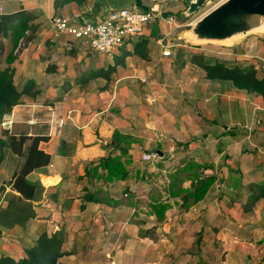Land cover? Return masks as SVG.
<instances>
[{
    "label": "crops",
    "instance_id": "crops-1",
    "mask_svg": "<svg viewBox=\"0 0 264 264\" xmlns=\"http://www.w3.org/2000/svg\"><path fill=\"white\" fill-rule=\"evenodd\" d=\"M183 2L186 0H0V18L17 14L20 19L27 18L26 29L15 46L10 37L0 35L3 58L0 69L8 67L4 58L11 52V61L14 60L11 74L16 89L27 91L21 97L23 102L10 111L12 126L0 129V209L5 208L4 197L19 195L13 191L11 181L22 167L31 141L37 139L38 150L50 156L47 166L26 177L43 186L39 200L32 202L36 207L35 216L11 228L0 227V259L25 258V251L41 233L49 235L61 229L66 232L67 221L75 216L80 220L98 219L103 226L109 224L112 235L119 224L128 226L121 231L126 232V241L140 245L133 252L125 247L123 252L134 255L133 261L126 264H264V196L260 195L264 192L257 193L259 199L241 196L219 201L210 197L213 194L210 186L205 197L190 206L185 204V199H173L170 192L158 201L160 206L152 209L151 200L146 198L148 210H138L141 206L138 201L142 200L137 195L139 181L135 182L130 175V157L123 159L125 152L120 145L110 144L114 131H119L116 110L111 109L117 95L113 84L105 80V67H91L89 54L73 53L71 50L77 45L56 36L48 22L55 16L72 14L94 22L111 10L123 7L160 11L163 19L147 25L139 37L149 45L153 42L162 47L168 35L166 28L172 30L173 26L166 19L175 17L178 26L175 15ZM170 45L177 44H167L165 48ZM61 120L63 125L59 126L57 123ZM11 138L16 141L26 138L20 154L16 146L13 149L9 146ZM127 151L129 155L132 153L130 149ZM108 156L121 158L128 172L126 179L111 180L95 167L100 159ZM230 189L235 190L233 186ZM94 192L106 195L99 198ZM250 204L252 210L243 208ZM159 207L164 208L162 213L157 212V209L161 211ZM121 212L144 216L147 228L140 229L130 221L133 218L130 216L123 223L126 220L118 217ZM121 232L114 233L118 237ZM253 237L259 242L252 240V248L245 240ZM185 238L193 248L187 252L180 251L182 246H178L175 252L173 241L176 244ZM70 252L68 257H73L74 250ZM177 255L173 261L172 257Z\"/></svg>",
    "mask_w": 264,
    "mask_h": 264
},
{
    "label": "rangeland",
    "instance_id": "rangeland-1",
    "mask_svg": "<svg viewBox=\"0 0 264 264\" xmlns=\"http://www.w3.org/2000/svg\"><path fill=\"white\" fill-rule=\"evenodd\" d=\"M190 1L183 2L175 15L178 26L173 25L172 30L166 28L168 35L162 47L177 44L168 58L162 57L164 48L151 41L149 45L141 37L116 49L110 58L89 53L79 46L71 50L89 54L91 67L103 65L105 80L114 86L117 100L111 109L116 110L119 129L114 132L120 136L117 143L126 149L122 158L130 157L132 179L139 181L140 212L148 210L145 201L150 199L153 209L170 192L173 199H185V204L190 206L197 202L196 190L208 177L214 178L210 197L219 201L241 196L259 199L257 193L264 192V89L257 90L243 81L208 79L200 67L219 64L239 74L252 73L254 80H264V34H250L230 45L196 43L189 35L192 25L222 0H209L196 13L186 16ZM1 59L0 56V63ZM13 61L10 58L9 70ZM127 149L132 150L130 155ZM147 153H157L158 157L144 162L142 156ZM96 185L100 187V183ZM232 186L235 190L230 189ZM95 195L103 198L106 193ZM144 195L147 197L143 198ZM243 208L252 210V205ZM128 216L133 217L130 221L140 229L147 228L144 216L138 213L136 217L130 212L118 214L126 220L123 223ZM74 217L67 221L66 232L61 229L65 238L62 250L68 255L59 258L56 264L133 261L134 255L123 251L126 247L133 252L140 244L126 241L127 234L121 231L127 225L125 228V224H119L114 232L122 234L117 237L108 229L109 224L103 226L98 219ZM252 240L259 242L254 237L245 241L253 248ZM174 241L175 252L178 246L183 247L180 251L187 252L193 248L188 238L176 244ZM73 250L75 255L68 257Z\"/></svg>",
    "mask_w": 264,
    "mask_h": 264
},
{
    "label": "trees",
    "instance_id": "trees-1",
    "mask_svg": "<svg viewBox=\"0 0 264 264\" xmlns=\"http://www.w3.org/2000/svg\"><path fill=\"white\" fill-rule=\"evenodd\" d=\"M190 3V2H189ZM188 3V5H189ZM19 15H8L0 18V35L8 38L10 37L13 46L16 45L17 39L23 34L26 29L27 18L20 19ZM156 33V30H155ZM11 53V52H10ZM10 53L5 56V62L10 61ZM207 75L208 79L227 80V81H243L246 84H252L257 90L264 89V80H254L252 73L239 74L238 72L228 70L222 65H205L200 66ZM27 93L26 90L18 91L15 86V81L11 70L8 68L0 69V119L4 113H9L14 106L19 103L20 98ZM119 134L114 132L113 144L118 142ZM26 138H20L17 141L13 138L9 139V146L13 149L15 146L20 150ZM38 140L33 139L25 161L18 172L13 174L11 186L13 191L19 195L9 194L3 198L4 209H0V227L11 228L17 224H23L28 219L33 218L34 205L32 202H37L43 192V186L39 181H29L26 177L34 170L47 166L50 161V156L37 148ZM120 149L125 152L126 149ZM96 168L103 171L104 176L111 180H124L128 176L120 157L108 156L100 159L96 164ZM214 178H207L203 181L202 186L197 192V200L207 192ZM175 195V194H173ZM160 206V205H159ZM158 213H162L164 208L159 207ZM65 242L63 231L59 230L51 234L43 232L35 240L34 245L25 251V258L15 262L9 257L0 259V264H56L57 260L62 256L68 255L62 250V245Z\"/></svg>",
    "mask_w": 264,
    "mask_h": 264
},
{
    "label": "built area",
    "instance_id": "built-area-1",
    "mask_svg": "<svg viewBox=\"0 0 264 264\" xmlns=\"http://www.w3.org/2000/svg\"><path fill=\"white\" fill-rule=\"evenodd\" d=\"M161 19L163 16L160 11H141L123 7L111 10L94 22L86 21L79 14L55 16L48 22L56 36L76 44L89 53L111 56L126 41L142 36L147 25ZM166 22L169 25H175V17L169 16ZM173 47L174 45H170L165 48L162 56H171ZM13 122V114L8 113L3 116L0 126L3 129H9ZM57 124L62 126L63 121L61 120ZM157 157V153L143 154L142 161H152Z\"/></svg>",
    "mask_w": 264,
    "mask_h": 264
},
{
    "label": "water",
    "instance_id": "water-1",
    "mask_svg": "<svg viewBox=\"0 0 264 264\" xmlns=\"http://www.w3.org/2000/svg\"><path fill=\"white\" fill-rule=\"evenodd\" d=\"M209 0L190 1L185 15L190 16L201 9ZM245 13L264 15V0H228L219 8L205 13L192 25L189 31L190 39L199 42H208L210 37H223L234 33L242 37L252 34V27L257 24L241 14L237 9ZM221 40V39H218Z\"/></svg>",
    "mask_w": 264,
    "mask_h": 264
},
{
    "label": "bare ground",
    "instance_id": "bare-ground-1",
    "mask_svg": "<svg viewBox=\"0 0 264 264\" xmlns=\"http://www.w3.org/2000/svg\"><path fill=\"white\" fill-rule=\"evenodd\" d=\"M227 1L228 0L220 1L215 7L210 9L207 13L211 12L212 10L219 8L221 5L225 4ZM236 13L241 14V15L257 22V24L252 27V32H251L252 34H257V33L264 34V15L245 13L239 8L236 10ZM240 38H241V35L228 32V34H226L223 37L219 38V37L213 36V37L209 38L208 42H199V43L230 45V44L240 40ZM218 39H221V40H218Z\"/></svg>",
    "mask_w": 264,
    "mask_h": 264
}]
</instances>
